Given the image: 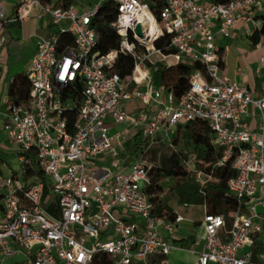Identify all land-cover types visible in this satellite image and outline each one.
<instances>
[{"label": "built area", "instance_id": "built-area-1", "mask_svg": "<svg viewBox=\"0 0 264 264\" xmlns=\"http://www.w3.org/2000/svg\"><path fill=\"white\" fill-rule=\"evenodd\" d=\"M258 1L165 0L157 20L143 0H74L66 6L63 0L58 6L51 0H14L9 17L8 0H0V49L6 25L28 21L33 10L44 29L34 36L26 102L6 100L0 111V130L17 148L18 165L9 175L0 174V264L13 258L22 264H91L99 253L114 264H163L149 259L169 255L173 245L165 236L175 234L182 218L155 213L145 193L150 167L142 156L126 153V140L138 128L144 139L153 141L160 133L165 139L177 125L196 119L206 122L221 151L214 166L230 162L234 175L226 197L236 208L229 228L225 215L204 214L203 250L192 264H264V123L255 134L245 120L248 106L264 118V89L253 94L218 75V41L238 28L246 37L260 29ZM105 3L115 6L109 26L120 42L102 54L91 24ZM140 12L152 16L158 31L145 29ZM137 24L143 37L136 34ZM152 35L154 44L167 39L169 55L154 44L147 47ZM118 53L133 60L124 78L114 71ZM153 54L165 67L200 66L180 97L151 88ZM258 63L264 66V55ZM131 83L145 84L147 91L129 90ZM134 98L154 101L150 119L126 113L123 103ZM124 123L125 132L113 130ZM32 158L40 175H26ZM182 164L203 194L210 175L195 169L192 159Z\"/></svg>", "mask_w": 264, "mask_h": 264}, {"label": "trees", "instance_id": "trees-1", "mask_svg": "<svg viewBox=\"0 0 264 264\" xmlns=\"http://www.w3.org/2000/svg\"><path fill=\"white\" fill-rule=\"evenodd\" d=\"M47 1V0H42ZM59 0L56 5H60ZM74 0H63L62 6L73 3ZM149 6L152 15L159 20V11L165 0H143ZM214 1V0H211ZM116 14L115 6L111 3L103 4L97 12V15L92 21L91 26L97 34L96 50L104 54L110 50L118 49L120 37L109 24L114 20ZM262 18V26L254 31L250 36L254 43L264 36V17ZM131 38V37H130ZM154 48L161 50L165 55L171 53L168 48L167 39L161 38L154 44ZM151 66V65H150ZM219 69L224 66L223 55L220 52ZM197 63L185 64L178 63L175 67H165L160 62L152 65L150 76L151 86L155 89L162 88L166 91H171L176 98L180 97L188 88L191 74L199 69ZM133 69V60L129 54L118 53L114 71L124 78L129 76ZM29 81L26 74L19 73L15 75L8 87L7 100L14 104L25 103L29 94ZM81 89L80 84L73 88L75 95L79 94ZM68 92V89H66ZM180 137L184 147L190 148L192 152V164L195 169L210 175V180L204 189L203 194L199 192L198 185L194 182L192 174L183 164L175 165L170 168L166 167H151L148 172L149 184L145 187V193L148 195L151 203L155 205V213L164 215L169 219H173V215H169L165 210L163 198L166 193L163 191V183L167 179H171L172 184L168 191L175 190L179 192L180 188H185L186 179L191 178L192 185L195 187L198 197H195V203L204 206L207 214H223L226 216V226H231V218L229 214L235 210V203L226 197L227 181L234 175L231 169L230 162L222 167H215L214 164L221 157V151L212 143V133L206 122L203 120H192L183 124L177 125L174 129L171 141L176 144L177 138ZM162 141V138L155 137L153 141L141 137L139 131L130 134L126 141L125 151L133 157L142 156L145 159L146 153L153 148L154 141ZM40 175L35 159H31L30 165L26 167V175ZM185 198L180 197V200ZM244 202V200H243ZM244 203L242 211L244 212ZM257 243H255V249ZM161 261V259H160ZM159 261V262H160ZM22 264V263H19ZM91 264H114L113 260L106 254L99 253L93 256Z\"/></svg>", "mask_w": 264, "mask_h": 264}, {"label": "crops", "instance_id": "crops-1", "mask_svg": "<svg viewBox=\"0 0 264 264\" xmlns=\"http://www.w3.org/2000/svg\"><path fill=\"white\" fill-rule=\"evenodd\" d=\"M14 3V2H13ZM13 3L9 5V0L6 4V15L9 17L13 13ZM255 13L258 18L264 17V0H259L257 6L255 7ZM44 33L41 22L35 17V11L31 12L30 18L24 23H14L9 22L6 25L5 35L6 41L4 46L0 49L3 58V48H5L4 53L8 56L10 54V49L18 50L17 44L19 41H22L28 47L27 61L24 65V68L21 71H16L12 74L9 80L6 81L7 73L2 71L0 67V111L4 109V102L7 100V91L9 84L12 78L19 73H26L29 61L35 50V35H41ZM229 41L230 46L227 42ZM233 44V45H231ZM239 44V46H236ZM218 46L220 52L223 55L224 66L221 71L220 77L228 80L229 82H237L245 87L253 94H258L264 89V66L258 63V58L261 55H264V36H262L257 43H254L250 37L244 35L243 28H238L233 32V35L230 38H222L218 41ZM232 51L234 54L233 62L231 66L227 61V52ZM2 51V52H1ZM152 89H155L151 86ZM138 89L140 91H147L145 84L134 85L131 83L129 85V90ZM156 104L151 100L148 104H143L139 99H131L123 103V108L129 115H144L147 119H150L153 116V113L156 109ZM245 120L250 126L252 132L259 134L260 126L264 123V118L261 117L259 111L253 106H248L247 115ZM115 126H113V130ZM129 128L128 123H124L122 128L116 131L125 132ZM139 131L138 129L131 130L127 136H130L131 133ZM161 133L157 136L160 137ZM163 140V136L160 137ZM127 141V140H126ZM11 150V145L6 139L5 135L0 130V174L9 175L12 169L9 167L7 162V156ZM16 154V150H15ZM168 181V179H167ZM165 183V181H164ZM163 183V184H164ZM171 185V184H170ZM168 189L163 191L166 195L169 193ZM163 202L165 204V198ZM179 198V203H180ZM203 211L205 214V208ZM166 212L169 215L180 216L182 221L178 223L177 229L173 236H165L166 241L173 245L172 250L166 258H151L149 259L150 263L156 261L159 263L164 260L163 264H192L197 255L203 250L204 244V229L202 220H193L189 222V218H186L181 211L165 205ZM223 239V236H220ZM160 261V262H161ZM19 258L9 259L6 264H19Z\"/></svg>", "mask_w": 264, "mask_h": 264}, {"label": "rangeland", "instance_id": "rangeland-1", "mask_svg": "<svg viewBox=\"0 0 264 264\" xmlns=\"http://www.w3.org/2000/svg\"><path fill=\"white\" fill-rule=\"evenodd\" d=\"M53 3H57L59 0H51ZM96 0H94L95 2ZM14 0H9V5L13 3ZM43 34V33H42ZM229 41L227 42L228 46H230ZM233 45V44H231ZM18 50L10 49V54L7 56L3 48V58L0 59V67L2 71L5 70L7 73L6 81L10 79L12 74L16 71H21L24 68V65L27 61V54H28V47L22 41H19L17 44ZM239 46V44H236ZM2 52V51H1ZM0 57H2V53H0ZM234 54L232 51L229 50L227 52V61L231 66L233 62ZM151 61L159 62L160 57L156 54L151 55ZM167 61H172L171 57L167 58ZM218 75H221V71H218ZM123 124L115 125L114 129H121ZM173 132L168 135L167 138L163 139L162 141H154L153 148H151L145 155V161L149 165V167H166L170 168L175 165H181L184 159H192V152L190 148L184 147L182 140L180 137L177 138L176 144H173L171 141L173 137ZM162 137V135H160ZM17 148L11 146V151L7 156V162L9 167L12 170H15L18 165L16 162V155L15 150ZM172 184L171 179L165 180L164 190L168 189V187ZM191 178L186 179L185 188H180L179 192L175 190L168 191L169 193L166 195L165 198V205L169 207H173L183 214L186 218H189V222L193 220L201 221L204 216L203 207L199 203H195V197H198V193L195 190V187L192 185ZM183 197L184 200H180L179 198ZM135 216H133V219Z\"/></svg>", "mask_w": 264, "mask_h": 264}, {"label": "bare ground", "instance_id": "bare-ground-1", "mask_svg": "<svg viewBox=\"0 0 264 264\" xmlns=\"http://www.w3.org/2000/svg\"><path fill=\"white\" fill-rule=\"evenodd\" d=\"M144 14L147 16V19H145V18L142 17V15H144ZM139 20H140L141 23H143V26L145 27V29L147 31H149L151 34H154L156 31H158L157 30V26H156V24H155L152 16L149 13H147V12L141 13L140 12L139 13ZM153 39H154V35H152L151 38H149V36H148L147 39H146V41H145V43H146V45H147V47L149 49H151V47H152V41H153ZM141 75H142V73H141ZM137 80H139L138 77H137Z\"/></svg>", "mask_w": 264, "mask_h": 264}, {"label": "water", "instance_id": "water-1", "mask_svg": "<svg viewBox=\"0 0 264 264\" xmlns=\"http://www.w3.org/2000/svg\"><path fill=\"white\" fill-rule=\"evenodd\" d=\"M135 31H136V34H137L139 37H143L142 26H141L140 24H137V25H136ZM154 42H155V39H153V41H152V45L154 44Z\"/></svg>", "mask_w": 264, "mask_h": 264}]
</instances>
